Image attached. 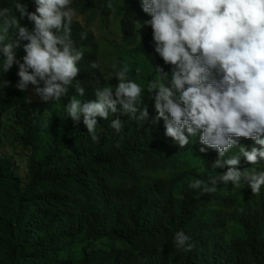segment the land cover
Masks as SVG:
<instances>
[{
	"label": "trees",
	"instance_id": "trees-1",
	"mask_svg": "<svg viewBox=\"0 0 264 264\" xmlns=\"http://www.w3.org/2000/svg\"><path fill=\"white\" fill-rule=\"evenodd\" d=\"M16 2L0 0V10L10 9L9 15L31 31L34 23L20 18ZM19 2L36 10L35 1ZM69 7L75 10L70 38L83 58L68 96L44 104L35 86L20 91L15 87L19 65L5 73L0 54V81L11 82L0 88V264H264V185L259 193L244 181L220 182L212 193L189 188L197 179L210 183L228 166L212 167L218 151L204 145L207 151L200 152V133L183 148L167 136L150 93L140 105L147 107L146 119L139 111L97 117L96 142L83 115L79 122L68 116L71 97L95 100V90L110 84L93 24L102 19L100 26H107L114 14L121 42L127 43L136 37L134 16L151 19L141 0H71ZM145 28L136 51L156 59L151 81L162 77L157 67L170 73L172 66L155 52L151 26ZM27 42L16 49L21 63ZM93 62L99 67L93 69ZM76 83L85 88L84 97L76 95ZM117 117L119 132L111 127ZM232 139L237 143L222 159L242 147H261L250 138ZM173 168L179 172L155 177ZM238 168L259 174L264 158L252 165L241 155ZM178 231L190 237V251L175 246Z\"/></svg>",
	"mask_w": 264,
	"mask_h": 264
},
{
	"label": "clouds",
	"instance_id": "clouds-1",
	"mask_svg": "<svg viewBox=\"0 0 264 264\" xmlns=\"http://www.w3.org/2000/svg\"><path fill=\"white\" fill-rule=\"evenodd\" d=\"M35 3L34 12L19 0L15 4L20 18L26 16L34 23L31 31L20 24L17 16L9 15L10 9L0 10L3 71L7 73L14 63L18 64L17 89L26 91L31 84L42 101H59L68 96V86L80 72L77 62L83 58V52L76 50L70 38L75 10L69 7L71 0ZM141 7L151 15L141 27L151 26L155 52L172 66L170 73L157 67L162 77L146 86L156 119H164L166 135L182 148L200 133V152L207 151L204 145L218 151L212 167L228 166L210 183L197 179L189 183V188L212 193L220 182L239 185L244 181L252 193H259L264 172L249 173L238 165L241 155L252 165L257 164L258 157L264 158V0H141ZM24 40L28 42L23 44L21 63L16 49ZM91 67L99 65L93 62ZM129 71L125 63L115 73L118 83L114 89L97 88L95 100L71 97L66 106L74 122L83 115L94 142L99 139L97 117L106 120L117 112L135 116L137 111L142 119L148 116L147 107H140L142 88L127 78ZM10 84L3 79L0 88ZM75 92L79 97L86 95L79 83L75 84ZM111 127L119 132L121 119H113ZM232 137L250 138L261 147L251 151L242 147L238 155L222 159L237 143ZM189 241L183 231L175 233L177 248L190 251L193 245Z\"/></svg>",
	"mask_w": 264,
	"mask_h": 264
},
{
	"label": "rangeland",
	"instance_id": "rangeland-1",
	"mask_svg": "<svg viewBox=\"0 0 264 264\" xmlns=\"http://www.w3.org/2000/svg\"><path fill=\"white\" fill-rule=\"evenodd\" d=\"M29 2H34L35 0H28ZM134 19L137 23V33L136 37L127 42L122 43L120 38V30L118 28V23L115 20V15L111 14L108 18V25L103 27L100 26V22L102 19H98V22L93 24L92 28L95 32L96 43H99V48L104 53V56L101 59H104V63L108 66V70L111 73V77L109 79V88H115L118 80L115 78V73L123 68L124 64L127 63L129 65L130 71L127 73V78L133 80L134 82L138 83L142 88L141 96L142 98L145 97L147 89L146 86L149 83L150 79L152 78L156 59L151 57H145L136 51L137 43L147 34V29L145 26L141 27L143 22L137 16H134ZM109 44L106 48H103L102 45ZM121 46V48H117L116 46ZM117 58L120 59L121 62L117 63ZM160 78L159 76L154 77V79ZM39 97L36 96V99ZM44 104L46 102L42 101ZM10 115L4 116V120L9 121ZM4 146L1 150H3ZM176 172V169H170L167 171H162L155 175L156 178L164 179ZM179 172V171H177ZM176 172V173H177Z\"/></svg>",
	"mask_w": 264,
	"mask_h": 264
}]
</instances>
